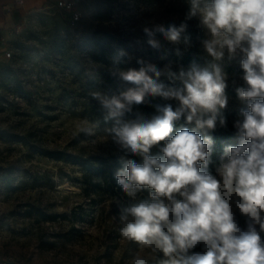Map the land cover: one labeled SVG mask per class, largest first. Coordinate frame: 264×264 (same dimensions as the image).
Segmentation results:
<instances>
[{
	"label": "rangeland",
	"instance_id": "1",
	"mask_svg": "<svg viewBox=\"0 0 264 264\" xmlns=\"http://www.w3.org/2000/svg\"><path fill=\"white\" fill-rule=\"evenodd\" d=\"M58 1L15 8L6 27L9 35L0 43V256L14 264H130L138 246L120 236L118 222L119 206H127L130 198L117 183L95 185L78 165L45 153L123 156L111 142L106 131L111 123L104 122L91 93H108L110 86L115 94L124 90L127 85L112 73L139 68V59L161 68L172 62V71L178 72L181 66L190 67L182 61L189 53L204 66L211 62L202 46L207 37L192 20L185 33L188 44L174 45L157 32L161 47L148 45L143 28L179 25L187 11L184 0H75L81 11L76 25L57 7ZM104 32L134 48L126 56H113L110 46L93 45L92 39ZM164 49L165 57L152 55ZM7 52L8 58L3 56ZM221 66L228 74L227 110L233 123L240 118L233 113L245 107L235 91L244 86L242 69L238 59ZM161 80L180 84L166 76ZM159 101L152 98L134 107L132 115L156 114ZM79 125L98 126L93 135H73ZM237 143L235 137L233 145ZM147 197L146 191L138 194V199ZM234 211L244 226L245 217Z\"/></svg>",
	"mask_w": 264,
	"mask_h": 264
},
{
	"label": "clouds",
	"instance_id": "2",
	"mask_svg": "<svg viewBox=\"0 0 264 264\" xmlns=\"http://www.w3.org/2000/svg\"><path fill=\"white\" fill-rule=\"evenodd\" d=\"M184 2L179 25L143 28L147 43L159 49L158 32L174 45L188 44V22L196 20L210 63L174 72L172 62L161 68L139 59V68L112 73L127 85L124 90L91 93L104 122L111 123V142L124 154L114 177L132 202L119 206V234L138 246L130 264H264V0ZM237 59L244 86L235 91L245 105L233 122L238 143L224 146L214 175L209 133L227 128L229 84L221 64ZM157 97L176 106L156 104L150 117L132 115L134 107ZM181 118L194 128L175 130ZM96 126L79 125L73 135H93ZM154 147L162 155H152ZM145 190L148 197L138 199ZM234 208L245 217L244 226Z\"/></svg>",
	"mask_w": 264,
	"mask_h": 264
},
{
	"label": "trees",
	"instance_id": "3",
	"mask_svg": "<svg viewBox=\"0 0 264 264\" xmlns=\"http://www.w3.org/2000/svg\"><path fill=\"white\" fill-rule=\"evenodd\" d=\"M93 45L101 46L102 49H106L108 46L111 47V55L116 56L119 55L120 51L123 50L124 52H129L134 47L132 45H128L122 40L116 39L112 33L104 32L102 35L96 36L93 39ZM166 49L164 50H155L152 52L154 57H165L166 56ZM194 57L187 53L182 61L185 65L191 66L194 63ZM109 95H115V89L110 86L108 88ZM161 105L165 103H172L175 107L176 105L170 101H159ZM240 114V111L233 113V115ZM223 115L227 118V128H220L217 127L215 132L209 133L213 138V157L212 163L209 165V170L215 175V169L218 165L219 155L222 153L223 148L225 145H233V140L236 137L235 129L233 128V123L231 121V116L228 113L227 108L223 110ZM182 127H189L194 128V125H188L185 123L184 119L177 121L175 123V130H179ZM88 136V135H85ZM80 139H84V135L79 137ZM152 155H162L159 150L152 149ZM46 156L52 158L54 160H63L65 162H70L72 164L78 165L85 175L86 178H89L90 181H93L95 185L100 187H114L117 183L114 177V173L117 169L122 167L120 163L121 155L106 158V157H99L97 155H89V156H81L70 152H65L62 150H50L46 151ZM125 158H132V157H125ZM140 162V161H137ZM147 193L148 191L145 190Z\"/></svg>",
	"mask_w": 264,
	"mask_h": 264
},
{
	"label": "crops",
	"instance_id": "4",
	"mask_svg": "<svg viewBox=\"0 0 264 264\" xmlns=\"http://www.w3.org/2000/svg\"><path fill=\"white\" fill-rule=\"evenodd\" d=\"M47 0H22L17 2L16 0H0V43L9 35V31L6 29L13 21L14 9L19 11L24 9H32L44 4ZM4 56V54H3Z\"/></svg>",
	"mask_w": 264,
	"mask_h": 264
},
{
	"label": "built area",
	"instance_id": "5",
	"mask_svg": "<svg viewBox=\"0 0 264 264\" xmlns=\"http://www.w3.org/2000/svg\"><path fill=\"white\" fill-rule=\"evenodd\" d=\"M17 2H21L22 0H16ZM57 7L64 9L69 14L70 22L73 25L78 24V22L81 20V11L78 9L76 5L75 0H59L56 3ZM7 58L11 56L10 52H7L4 54ZM0 264H14L13 261H11L8 258H4L0 256Z\"/></svg>",
	"mask_w": 264,
	"mask_h": 264
}]
</instances>
